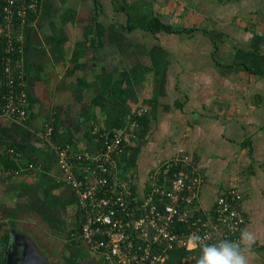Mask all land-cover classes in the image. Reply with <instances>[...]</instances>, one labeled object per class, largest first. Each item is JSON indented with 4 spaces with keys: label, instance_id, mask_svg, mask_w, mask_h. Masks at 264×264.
<instances>
[{
    "label": "crops",
    "instance_id": "obj_1",
    "mask_svg": "<svg viewBox=\"0 0 264 264\" xmlns=\"http://www.w3.org/2000/svg\"><path fill=\"white\" fill-rule=\"evenodd\" d=\"M223 2L41 0L18 60L27 118L0 116V264L22 260L24 239L46 264H106L70 238L80 211L50 142L38 134L45 122L74 153L100 152L98 130L119 132L116 167L141 191L148 172L176 155L200 173L206 210L237 184L243 229L256 236L250 260L264 264V73L248 71L264 69V28L254 22L243 39L230 38V25L215 30ZM182 28L195 30L176 31ZM140 107L148 127L131 137ZM34 161L41 166L31 172ZM205 187L211 199H202Z\"/></svg>",
    "mask_w": 264,
    "mask_h": 264
},
{
    "label": "built area",
    "instance_id": "obj_2",
    "mask_svg": "<svg viewBox=\"0 0 264 264\" xmlns=\"http://www.w3.org/2000/svg\"><path fill=\"white\" fill-rule=\"evenodd\" d=\"M40 2L0 0V116L19 121L27 114V95L13 59L22 53L27 17L38 12ZM145 112L142 107L133 112L131 137L136 135V117ZM97 132L100 152L91 154L74 153L67 144L55 142L49 122L38 131L50 142L60 179L76 198L80 224L71 233L72 240L86 243L106 264H163L166 250L174 245L186 248L191 233H208L209 242L238 239L244 224V196L237 184L220 191L208 211L199 200L202 177L195 164L187 156L176 155L153 167L145 189L138 190L133 177L121 176L116 167V156L123 149L121 134ZM9 152L19 157L14 149ZM40 166L39 161L27 164L31 172Z\"/></svg>",
    "mask_w": 264,
    "mask_h": 264
},
{
    "label": "clouds",
    "instance_id": "obj_3",
    "mask_svg": "<svg viewBox=\"0 0 264 264\" xmlns=\"http://www.w3.org/2000/svg\"><path fill=\"white\" fill-rule=\"evenodd\" d=\"M212 237L191 233L186 237V248L198 252L195 264H250L253 245L256 243L255 234L247 228L241 229L236 240L219 239L209 242Z\"/></svg>",
    "mask_w": 264,
    "mask_h": 264
},
{
    "label": "rangeland",
    "instance_id": "obj_4",
    "mask_svg": "<svg viewBox=\"0 0 264 264\" xmlns=\"http://www.w3.org/2000/svg\"><path fill=\"white\" fill-rule=\"evenodd\" d=\"M199 1L201 2L202 0ZM222 5H224L225 7L223 11L224 18H221L223 19L222 21H218L217 17L218 14L220 13L215 12L216 19L212 24V26L214 25L213 27L215 30H222L225 25H230L229 27H231L230 28L231 39H243L249 33V32L247 33V31L245 30L246 28H248L249 30L250 28L251 29L255 28L254 22L258 23L261 28H264V0H224ZM259 10L261 12L257 13L256 15V12ZM255 18L257 19L255 20ZM205 23H207V21H205ZM245 23L247 25H245ZM214 37L217 39L219 38V35L216 33ZM222 173H225V171L224 172L222 171ZM204 190L201 192L202 199L203 200L211 199L213 192L209 189H206V187L204 188ZM255 262H258V260H256L255 258L250 260L251 264H255Z\"/></svg>",
    "mask_w": 264,
    "mask_h": 264
},
{
    "label": "trees",
    "instance_id": "obj_5",
    "mask_svg": "<svg viewBox=\"0 0 264 264\" xmlns=\"http://www.w3.org/2000/svg\"><path fill=\"white\" fill-rule=\"evenodd\" d=\"M122 1L125 2L126 0H122ZM259 12H261V11L260 10L257 11L256 15ZM36 14L37 13H34V14L31 13V14L28 15L27 24L36 16ZM193 30H195V29L194 28L176 29L177 32L182 31V32H186V33H190ZM259 54L264 56V51H262V53H259ZM14 56L15 57H14L13 60H14V62L16 64L17 68L21 71V69L18 66V60L20 58V54L16 53ZM248 71L253 72V73H256V72L257 73H264V69H262V70L248 69ZM21 74H22V71H21ZM25 93H26V91H25ZM27 107H28V97H27ZM144 114L142 116L136 117V120L138 121V126L135 129V133L138 134V135L145 134L144 132L146 131V129L148 127V118ZM26 118H27V114H26L25 119ZM54 134L55 133H54V128H53V135H52L53 139H54ZM210 210H212V207H211ZM180 228L181 229H185L183 227V225L180 226ZM181 229L179 231H181ZM262 248L264 250V246ZM198 254H199L198 252L194 253V252L188 251L185 247H177V246L174 245L172 248H168L166 250V258H165V261H164L163 264H195V260H196V257L198 256Z\"/></svg>",
    "mask_w": 264,
    "mask_h": 264
},
{
    "label": "water",
    "instance_id": "obj_6",
    "mask_svg": "<svg viewBox=\"0 0 264 264\" xmlns=\"http://www.w3.org/2000/svg\"><path fill=\"white\" fill-rule=\"evenodd\" d=\"M24 242L26 244L25 254H23L22 260L15 264H46L45 257L37 251L35 246L28 239H24ZM7 264H14V262L8 261Z\"/></svg>",
    "mask_w": 264,
    "mask_h": 264
}]
</instances>
